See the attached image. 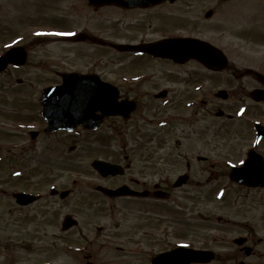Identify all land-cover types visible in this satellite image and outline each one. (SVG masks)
Segmentation results:
<instances>
[{"label":"flooded vegetation","instance_id":"1","mask_svg":"<svg viewBox=\"0 0 264 264\" xmlns=\"http://www.w3.org/2000/svg\"><path fill=\"white\" fill-rule=\"evenodd\" d=\"M64 1L67 5L62 4ZM91 1L76 0L73 3L74 0H42L39 8L54 9L53 17L47 23L52 24L54 30L77 31V35L71 38L74 43H89L92 40V35L87 34L88 27L85 26L84 21L80 25V22L74 20L75 12L79 18H100L101 23L106 26L110 24L114 28L123 27L125 30L133 28V33H137V36L130 38L129 41L122 37L120 43L107 42V45L150 44L152 46L159 41L183 37L167 31V29L179 30L180 24H183L182 15L178 11V7L186 6L183 0H165L149 8L121 6L96 8ZM236 1L241 0L218 1L216 7L220 8L223 4L230 5ZM110 9L115 10L114 13L120 19L110 18L107 15ZM216 15L217 10L213 9L212 19L216 18ZM115 22L119 23L118 26H115ZM158 30L159 37H150V40H147L148 35ZM139 34L144 35L142 40L137 38ZM76 39L80 41L76 42ZM214 46L218 47V45ZM154 54L155 52H150V66L158 62L174 68L200 65L194 59L181 63L174 57L164 58L160 54L156 56ZM187 54L183 55L187 56ZM22 68L9 67L7 76H12L13 72ZM250 69L246 68V73L221 75L226 84L221 90L226 91L231 98L235 95L242 98L241 105L237 106V109L244 110L243 118L246 119L236 124H226L225 127H220L218 120L233 119H228L229 114L222 118L217 115L220 109V99L217 95L219 89L212 93L205 87L207 78H203L198 73L169 71L161 74L150 73V79L143 77L129 81L131 85L126 91L121 85L115 84L119 88L120 100L130 99V96L136 104V109L128 120L123 117L104 118V124L97 129L87 128L88 123L85 121L83 125H78L72 130H48L40 102L44 88L21 92L23 94L19 100L21 122L18 130V135L22 139L19 146L20 156L15 151L16 145L5 144L0 147V155H5L9 159L14 152L12 155L19 156L20 164L24 162L17 177L22 186L13 192L4 189L2 193L11 199L13 202L11 209H17L20 218L31 216L32 214L26 216V211L32 209L36 219L39 216V221L44 220L49 227H56L50 241L38 238L40 242L37 248L38 257H42L43 253L56 258L65 257L69 259L67 264H130L131 261L127 258L139 253L137 246L142 245L141 241L137 239L136 229L131 228L132 224L125 218L111 216L106 220L110 223L104 224L97 221L100 217L83 218L75 212L59 217L57 212L48 206L52 205L51 203L45 206V210L39 206L49 198H60V194L47 196L45 192L38 190L41 186L43 168L50 170L67 157L73 159L74 155L81 151V147L85 157L91 161L90 166L93 161L99 159L116 163L122 168L119 175L109 177H103L95 170H91L97 175L99 182L91 188V194L96 200L84 203L91 210L89 214H93V211L103 214L105 210H109L111 211L109 215H115V211L119 208L150 210V201H154V204L162 202L155 197L158 191L168 192L167 200H172L178 190L174 188L176 179L187 176L190 179V186L193 178L202 173L203 162H216L212 164V169L218 167V160L230 161L240 167L243 165L241 161L246 162L254 158L261 162L260 168L264 174V137L257 142V126L264 127V72L256 68ZM55 73L59 72L55 71ZM83 73L98 74L95 70L83 71ZM209 76L214 83L219 81L218 73ZM100 77L107 81L101 74ZM235 82L237 85L233 87ZM58 84L60 82H51L48 85ZM30 97L32 98L29 99ZM229 100L230 98L221 102L227 103ZM30 109L34 111L30 113ZM99 117L100 113H97L96 118ZM141 122L150 123V138L130 136L134 134V132L130 133L131 126ZM8 134L11 137V133ZM113 143L117 146L116 150L111 147ZM27 146L30 148L27 149ZM106 152H109V155H105ZM26 160H30L29 164L31 162L34 164L27 168ZM231 167L228 164L221 165L220 172L229 179L234 189L228 196L230 215L227 218L229 219L218 217L216 221L228 222L227 225H248L252 222L256 228L250 226L238 235H233L231 239L230 235L223 238L222 240L232 247L227 250L215 251L208 246L198 249L213 252V260L208 264H264V186L247 187L236 184L229 177ZM211 173H214V170ZM155 177L159 178L156 182L150 181V178ZM171 177L174 179L170 181ZM100 186L114 190L123 189V191L119 196L111 197L98 190ZM223 190L225 191L224 188ZM20 192L38 195L40 198L35 203L20 206L14 197ZM36 206H39L37 212L34 211ZM67 215L76 218L78 224L64 231L63 224ZM40 229L42 230V224L36 230L37 235L43 234V230L38 232ZM124 232L127 239L123 241L121 234ZM217 237L218 234L212 235V241H221L216 239ZM114 253L116 255L113 256ZM146 253L150 254L148 251ZM103 255L109 259L101 258ZM9 260L8 257L4 258V264H10ZM34 264H42V262L40 260Z\"/></svg>","mask_w":264,"mask_h":264},{"label":"rangeland","instance_id":"2","mask_svg":"<svg viewBox=\"0 0 264 264\" xmlns=\"http://www.w3.org/2000/svg\"><path fill=\"white\" fill-rule=\"evenodd\" d=\"M41 1L0 0V55H3L13 45H21L29 49L28 61L23 69L13 72L14 74L10 77L7 75L0 77V144L2 146L4 144L16 145L15 151L19 153L22 139L18 135L21 122L18 101L23 95L21 92L36 91L51 82L59 83L63 72L81 71L83 73V71L95 70L107 81L121 85L125 91L131 85L128 82L135 78H142V76H138L142 73H145L150 79V71L153 69L156 71L155 74L169 71L198 73L204 78L209 77L205 69L199 65L174 68L158 62L151 65L153 67L150 69L148 58H139L136 62H132L133 58L130 55L119 54L107 44L101 48L96 46L99 45L100 40L120 43L122 37L129 41L130 38L137 36V33H133V28L125 30L123 27L114 28L110 24L106 26L101 23L100 18H79L75 12L74 20L80 22V25L84 21L85 26L88 27L87 34L93 35L94 40L89 43L68 41L63 38L67 32L54 30L52 24H47L53 17L54 9L49 10L46 7L41 10L39 8ZM183 1L186 6L178 7L183 24H180L179 30L167 29V31L175 32L183 37H198L214 45H219L229 57L231 65L238 70L252 67L264 72V41L262 40L264 38V0H241L229 6L224 5L219 9L215 7L217 0ZM62 4L67 5L66 1ZM210 9L217 10L216 18L205 19V15ZM114 12L116 11L110 9L107 15L113 19H120ZM110 18L108 20H111ZM118 24L115 22V26ZM159 32L158 30L156 33L148 35L147 40H150V37H159ZM143 36L139 34L137 38L142 40ZM97 50H100L99 53ZM131 62L134 65L130 64ZM137 67L148 70L140 72L139 69H136ZM55 71L59 73L56 74ZM228 72L233 71L226 73ZM19 79L22 80L21 84L17 83ZM225 85L222 77L215 83L209 78L205 83V87L212 93L217 89L225 88ZM236 85L235 82L233 87ZM142 88L144 89V87ZM129 98L132 99L130 96ZM236 100L239 101L236 102ZM240 101L242 98L235 96V99L229 103L230 107H227L228 104L222 105L223 109L234 115L237 106L241 104ZM219 106L222 108L221 103ZM33 111L29 110L30 113ZM143 116H145L144 113ZM218 122L222 125L221 120ZM137 124L131 126L130 133H133V130L135 131L137 128H142L143 132L140 135L134 133L130 136L150 138V123L144 125L140 123L142 126H137ZM8 133H11V137ZM111 147L114 150L117 149L114 143ZM29 148L27 146V149ZM13 153L9 159L6 156L0 157V191L7 189L13 192L22 186L20 180L14 179L15 177L8 178L9 172L19 170L24 166V162L20 164L18 159L20 153L18 157L13 156ZM105 155H109V152H106ZM89 161L81 147V151L77 152L73 159L67 157L50 170L43 168L41 186L38 190L45 192L47 196H49L51 187H56L59 190L73 188L75 191L71 197L64 201L49 198L39 206L45 210V206L51 203L52 205L48 206L54 209L59 217L75 212L83 218L100 217V220L97 221L104 222V224L110 223L106 220H109L111 216L119 219L125 218L128 223L132 224L130 227L136 229L137 239L142 244L137 246L139 253L127 258L131 261L130 264H151V259L157 254L178 245L190 246L195 249L208 246L215 251L227 250L232 247L222 240L223 238L230 235L231 239L233 235H238L239 232H243L250 226L256 228L252 222L248 226L227 225L228 222L216 221L218 217L229 219L227 218L230 215L228 196L230 192L234 191L229 179L220 173L224 161L219 160L218 167L213 169L211 164L214 162H203L202 173L193 178L192 185L177 191L171 202L151 205L150 210L119 208L115 211V215H109L111 213L109 210H105L103 214L97 213V211L89 214L91 210L84 205V203L96 200L95 196L91 194V188L99 182L97 175L91 171ZM29 162L30 160H26V167L34 164V162L31 164ZM212 170L214 173H211ZM158 179V177L150 178V181L156 182ZM172 179L174 177H171L170 181ZM223 186H228L225 193H222ZM11 203L13 204L8 195L5 197L0 195V264H4L6 257L10 259V264H34L40 260L42 264H67L69 259L65 257L58 256L56 258L44 253L42 257H38L37 248L40 245L38 238L50 241L56 227H49L44 220L39 221V216L36 219L32 209L26 211V215L32 214L31 216L20 218L17 209H11ZM39 206H36L34 211L37 212ZM40 224H42L43 234L38 233L37 235L36 230ZM42 230L40 229L38 232ZM125 233L121 234L123 241L125 238L127 239ZM215 234L219 235L216 239L221 241H212V235ZM146 251L150 254H147ZM103 257L105 255L101 258ZM105 259L109 258L106 256Z\"/></svg>","mask_w":264,"mask_h":264},{"label":"water","instance_id":"3","mask_svg":"<svg viewBox=\"0 0 264 264\" xmlns=\"http://www.w3.org/2000/svg\"><path fill=\"white\" fill-rule=\"evenodd\" d=\"M135 4H143L147 0H131ZM150 3L157 2L156 0H149ZM197 45H207L204 43H198ZM150 52V47L147 49H143ZM207 50L204 48L201 51V55L199 54V58L212 69H219L222 66L226 65V59L222 55L221 52L217 53L218 60L215 63H211L212 56H214V51ZM26 61V53L23 48H14L10 50L5 56L0 58V72L5 70L8 64L13 63L17 65H22ZM56 89L59 90H69L74 91L75 94H72L68 97L72 100L71 104L74 105H84V100H97L96 96L92 93V91L96 89L110 90L112 89L107 84H102L100 81H96L94 77H85L80 75H67L65 76V83L62 87H58ZM84 92H87L84 94ZM48 99L53 100L57 98L56 95H48ZM103 99H106V102L101 103V109H92V113L97 110H101L105 115H119L125 114L127 112V108L122 106L117 102V97L108 94L107 96H103ZM128 113V112H127ZM94 167L99 170L104 175L115 174L116 166L97 162L94 164ZM234 180L238 181L241 184H255L256 182L262 181L261 177H252L244 173L243 170H239L234 172L231 176ZM65 193L63 197L66 195ZM24 196H20L18 201L20 203L26 202L23 201ZM211 260V254L207 252H199L192 249H187L183 247H179L171 252L160 254L156 256L152 260V264H191V263H200V262H209Z\"/></svg>","mask_w":264,"mask_h":264},{"label":"snow or ice","instance_id":"4","mask_svg":"<svg viewBox=\"0 0 264 264\" xmlns=\"http://www.w3.org/2000/svg\"><path fill=\"white\" fill-rule=\"evenodd\" d=\"M241 163L243 164L244 162H243V161H241Z\"/></svg>","mask_w":264,"mask_h":264}]
</instances>
